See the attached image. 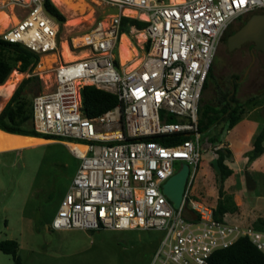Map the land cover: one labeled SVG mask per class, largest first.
Returning <instances> with one entry per match:
<instances>
[{"label": "built area", "instance_id": "1", "mask_svg": "<svg viewBox=\"0 0 264 264\" xmlns=\"http://www.w3.org/2000/svg\"><path fill=\"white\" fill-rule=\"evenodd\" d=\"M47 1L0 0V13L9 16L11 9L17 19L0 29V39L22 44L40 57L57 52L61 24L47 12ZM98 2L116 11L95 21L86 44L68 43L70 50L83 49L86 56L55 67L54 89L33 99L36 132L86 148L69 146L80 165L52 228L162 231L152 264H211L214 253L242 238L264 253V231L233 213L216 218V206L195 199L193 192L203 157L198 120L209 72L229 27L263 11L264 0ZM125 17L148 23L143 31L150 48L145 47L133 68L116 55ZM139 32L135 26L130 30ZM86 86L116 95L118 105L86 116ZM179 133L190 139L171 146L144 139ZM183 164L189 165V176L176 208L164 185Z\"/></svg>", "mask_w": 264, "mask_h": 264}, {"label": "rangeland", "instance_id": "2", "mask_svg": "<svg viewBox=\"0 0 264 264\" xmlns=\"http://www.w3.org/2000/svg\"><path fill=\"white\" fill-rule=\"evenodd\" d=\"M83 1L87 4L83 12L73 9L63 12L53 2L66 17V22L61 24L59 50L50 56H42L39 65L31 72L15 70L20 73L16 78L20 81L16 88L23 79L29 77L28 73L35 72L41 80V93L54 89L55 67L69 61L63 57L62 43L65 41L72 44L73 39L88 34L96 20L107 19L116 11L98 0ZM8 13L9 25H14L16 18L11 9ZM0 29H4L2 25ZM142 34L143 39L140 38ZM125 35L135 49L134 57L127 61L128 66H132L133 62L140 61L145 54L146 36L144 31ZM80 38L83 37L75 40L81 41ZM70 51L76 58H83L87 53L74 47ZM120 52L121 45L116 51L121 60ZM46 57L54 58L55 61L48 62ZM213 65L219 89L229 88L231 79L238 77V97L243 101L257 97L255 104L247 107V116L263 120L264 52L257 55L252 53L250 44L242 49H231L229 40L225 42L223 38ZM216 91L215 88L204 91L202 98L209 100L216 96ZM35 96L30 97L32 102ZM7 102L0 96V106ZM214 151L215 148L208 146V150L203 153L193 192L195 199L216 206L218 184L217 171L212 165L216 156ZM236 163L239 165L237 159ZM79 165L80 161L72 154L69 146L56 140H47V143L34 148L0 154V243L7 240L19 243L20 264H152L164 237L162 231L52 228V222ZM179 168L180 165H177L176 169ZM247 171L257 184L253 190L247 187ZM226 190L239 207L233 213L238 218L254 223L264 217V169L257 171L252 163L242 166L239 174L228 181ZM0 264L17 263L14 256L0 250Z\"/></svg>", "mask_w": 264, "mask_h": 264}, {"label": "trees", "instance_id": "3", "mask_svg": "<svg viewBox=\"0 0 264 264\" xmlns=\"http://www.w3.org/2000/svg\"><path fill=\"white\" fill-rule=\"evenodd\" d=\"M46 10L60 24L66 22L64 14L50 0L46 3ZM261 13H264V10ZM134 26L143 31L147 28L148 23L125 17L122 20L121 32L128 34ZM149 48L150 43H147L146 49ZM40 60V55L22 44L10 43L0 39V85H4L15 70L21 73L33 71ZM230 85L229 88L219 89L213 65L205 83L204 91L215 88L217 89L216 96H212L209 100L202 98L198 120V130L203 135L201 141L202 152H206L208 146L215 148L216 156L212 165L217 171L218 200L215 217L218 219L225 213H235L239 209L226 190V182L234 173L230 165L234 161V154L225 143L226 136L245 118L247 107L255 104L257 100L256 96L245 101L238 97L240 86L238 77L232 78ZM41 92L39 76H30L23 79L5 107L0 111V130L14 135L65 141L42 135L33 128V102L30 97ZM82 102L85 115L92 118L113 109L118 105L119 100L114 94L92 86H86L82 89ZM144 139L171 146L189 140L190 136L187 133H179L174 136H152ZM263 154L264 119L260 120V127L253 138V148L246 153L247 164L252 163ZM253 224L256 229L264 231V217L258 218ZM0 250L14 256L17 264L21 263V259L18 257L19 243L16 240L2 241ZM211 264H264V253L258 250L248 238H242L234 245L214 253Z\"/></svg>", "mask_w": 264, "mask_h": 264}, {"label": "bare ground", "instance_id": "4", "mask_svg": "<svg viewBox=\"0 0 264 264\" xmlns=\"http://www.w3.org/2000/svg\"><path fill=\"white\" fill-rule=\"evenodd\" d=\"M53 2L63 11L66 12V9H73L76 11H84L87 8V4L83 0H53ZM127 13L133 14V12L127 11ZM17 22V19H16ZM10 23L9 16L5 13H0V25H2L3 28L7 27ZM80 38L81 41H76L75 39ZM74 39V42L77 46L86 44L88 42V36L83 35L79 36ZM144 34L140 36L141 39H143ZM62 49H63V57L65 59H68L69 61L77 59L75 56L71 55V51L69 49L68 43L65 41L62 43ZM121 60L122 63H126L127 61L132 60V58L135 55V49L132 48L131 43L129 39L126 36H122L121 39ZM50 56V55H49ZM51 58V57H50ZM46 57V60L48 62H51L54 60ZM56 59V58H55ZM45 60V61H46ZM46 61V62H47ZM55 61V60H54ZM140 61H135L132 63V68L136 67ZM20 73H17L16 71L12 73L8 81L0 87V92H2V96L6 100L11 96V94L14 92L16 85L19 81V79H16L17 76H19ZM23 76V75H22ZM22 78V77H21ZM20 82V81H19ZM47 143L45 140L35 139V138H29V137H22V136H16L12 134L5 133L0 130V152L2 151H12V150H19V149H25L28 147L37 146L39 144ZM71 148H78L81 151H85L86 148L83 146H75V145H69Z\"/></svg>", "mask_w": 264, "mask_h": 264}, {"label": "water", "instance_id": "5", "mask_svg": "<svg viewBox=\"0 0 264 264\" xmlns=\"http://www.w3.org/2000/svg\"><path fill=\"white\" fill-rule=\"evenodd\" d=\"M248 42L256 44L254 49L257 52H264V13L253 14L247 23L229 39L231 49L241 48ZM245 175L248 189H255L257 184L249 172L247 171ZM188 176L189 165L183 164L181 169L164 185V193L176 208H179L182 203ZM191 214L196 218L193 212Z\"/></svg>", "mask_w": 264, "mask_h": 264}, {"label": "crops", "instance_id": "6", "mask_svg": "<svg viewBox=\"0 0 264 264\" xmlns=\"http://www.w3.org/2000/svg\"><path fill=\"white\" fill-rule=\"evenodd\" d=\"M124 36H126V35H124ZM1 86L2 85H0V87ZM1 93L2 92H0V96L3 99H5ZM13 93L11 94V96L13 95ZM11 96L8 98L7 101H9ZM4 107H5V105L0 106V111H2V109ZM259 127H260V121L259 120L255 119V118H250V115H248V116L246 115L245 118L234 129L229 131V133L227 134L225 143L233 151V154H234V161L232 162V164H230L234 173L228 179V181L233 176L239 174V172L242 170V166L247 165L248 158H247L246 153L253 148V138H254L255 134L257 133ZM12 135H14V134H12ZM16 136H22V135H16ZM22 137H28V136H22ZM29 138H35V139L47 141L46 139H42V138H36V137H29ZM60 143H63V142L60 141ZM34 147H37V146L28 147V148H34ZM28 148H25V149H28ZM19 150H23V149H19ZM19 150L2 151V152H0V154L9 153V152H13V151H19ZM236 159L238 160L239 165H237ZM252 165H253V168L257 171L261 170V168L264 169V154L260 158L253 161ZM228 181L226 182V185H227Z\"/></svg>", "mask_w": 264, "mask_h": 264}, {"label": "flooded vegetation", "instance_id": "7", "mask_svg": "<svg viewBox=\"0 0 264 264\" xmlns=\"http://www.w3.org/2000/svg\"><path fill=\"white\" fill-rule=\"evenodd\" d=\"M257 13H261V12H257ZM251 16H252V15H251ZM251 16L242 17V18L236 20V21L234 22V24H232V25L229 27V29L227 30V32H226V34H225V36H224V41H225V42H228V40L230 39V37H231L232 35H234L237 31H239V30H240V29H241V28L247 23V21L250 19ZM246 44H250V49H251L252 53H254V54L257 55V54H259V53L262 52V51L257 52V51L254 49L255 46H256V44H255V43H252V42H248V43L243 44L242 47L239 48V49H242L243 46H245Z\"/></svg>", "mask_w": 264, "mask_h": 264}]
</instances>
